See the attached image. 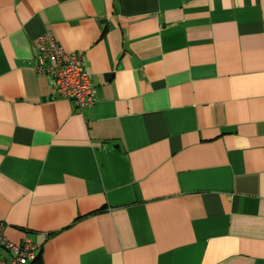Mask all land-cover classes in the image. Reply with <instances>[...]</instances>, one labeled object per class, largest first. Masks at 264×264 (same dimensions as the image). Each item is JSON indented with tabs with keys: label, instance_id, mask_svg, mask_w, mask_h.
<instances>
[{
	"label": "crops",
	"instance_id": "0c3cea01",
	"mask_svg": "<svg viewBox=\"0 0 264 264\" xmlns=\"http://www.w3.org/2000/svg\"><path fill=\"white\" fill-rule=\"evenodd\" d=\"M0 224L43 264H264V0H0Z\"/></svg>",
	"mask_w": 264,
	"mask_h": 264
},
{
	"label": "built area",
	"instance_id": "2783aa9c",
	"mask_svg": "<svg viewBox=\"0 0 264 264\" xmlns=\"http://www.w3.org/2000/svg\"><path fill=\"white\" fill-rule=\"evenodd\" d=\"M32 46L35 70L50 79L59 97L70 100L80 112L94 104L96 90L85 54L67 52L51 32L36 37ZM0 247L9 253V257L0 255V264H30L40 251L30 240L21 244L10 242L4 235L3 224H0Z\"/></svg>",
	"mask_w": 264,
	"mask_h": 264
},
{
	"label": "trees",
	"instance_id": "16d2710c",
	"mask_svg": "<svg viewBox=\"0 0 264 264\" xmlns=\"http://www.w3.org/2000/svg\"><path fill=\"white\" fill-rule=\"evenodd\" d=\"M31 264H43L40 255H38V257L36 258V260H34Z\"/></svg>",
	"mask_w": 264,
	"mask_h": 264
}]
</instances>
